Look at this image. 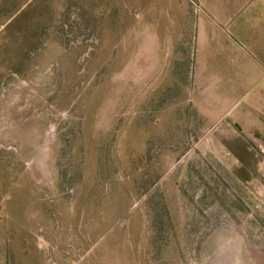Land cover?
Masks as SVG:
<instances>
[{
	"label": "rangeland",
	"instance_id": "374dc122",
	"mask_svg": "<svg viewBox=\"0 0 264 264\" xmlns=\"http://www.w3.org/2000/svg\"><path fill=\"white\" fill-rule=\"evenodd\" d=\"M232 15L0 0V264H264V55Z\"/></svg>",
	"mask_w": 264,
	"mask_h": 264
},
{
	"label": "crops",
	"instance_id": "0c3cea01",
	"mask_svg": "<svg viewBox=\"0 0 264 264\" xmlns=\"http://www.w3.org/2000/svg\"><path fill=\"white\" fill-rule=\"evenodd\" d=\"M212 1L230 7L232 34L240 37L253 52L264 55V0Z\"/></svg>",
	"mask_w": 264,
	"mask_h": 264
}]
</instances>
